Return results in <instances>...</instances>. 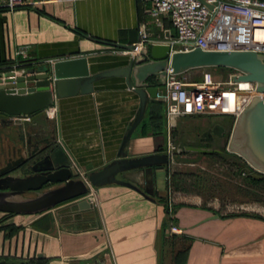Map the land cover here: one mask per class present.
<instances>
[{
  "label": "crops",
  "instance_id": "1",
  "mask_svg": "<svg viewBox=\"0 0 264 264\" xmlns=\"http://www.w3.org/2000/svg\"><path fill=\"white\" fill-rule=\"evenodd\" d=\"M23 1L27 7L0 10V74L14 66L20 75L25 68L82 58L91 76L126 67L131 55L122 47L135 44L144 30L153 45L175 36L167 19L162 27L154 25L151 5L144 0ZM21 47H27L26 60L15 55ZM193 71L197 70L187 73ZM138 107L139 98L124 78L108 77L94 82L92 93L54 99L51 108L23 123L37 134L55 137L52 146L62 149L81 178L88 167L95 172L117 158ZM215 117L222 116L167 121L165 105L150 102L129 139L127 158L163 153L180 129H191V137L194 133L200 137L213 125L222 124ZM184 119L191 121L186 127ZM158 172H154L150 199L110 184L92 188L79 199L88 201L90 208H77L76 200L38 215L0 213V260L264 264V217L224 214L194 199L175 203L159 183ZM172 226L182 234L171 233Z\"/></svg>",
  "mask_w": 264,
  "mask_h": 264
},
{
  "label": "water",
  "instance_id": "2",
  "mask_svg": "<svg viewBox=\"0 0 264 264\" xmlns=\"http://www.w3.org/2000/svg\"><path fill=\"white\" fill-rule=\"evenodd\" d=\"M203 4L204 2L201 1ZM211 9L210 6H208ZM134 51V46L122 47ZM173 75H183L192 70L223 68L234 71L232 80L249 81L256 84L255 96L236 117L229 135L227 151L240 157L250 176H264V57L255 52H215L194 48L187 52H172L166 44L146 46L138 56H131L128 65L95 75H89L85 59L61 60L53 65L45 64L23 70L22 75L9 71L0 74V114L7 116L8 127L15 128L20 135L21 148L17 160L0 169V213L9 215H38L61 204L76 201L88 194L90 188L117 184L139 192L150 199L153 195V173L168 165L165 153L141 158H127L125 149L129 139L141 122L150 102H159L164 94L166 70ZM108 77H122L126 86L139 98V107L134 119L123 135L117 158L102 169L79 177L72 163L63 155L59 146L50 140L33 142L36 132L27 123H17L14 117L32 116L53 106L54 99L87 95L93 92V83ZM26 130V131H25ZM225 127L215 124L203 135L222 138ZM12 139V138H11ZM33 143V144H32ZM42 144V147H41ZM32 147V149H30ZM183 151L211 154L218 151L203 147H183ZM181 149H177L180 153ZM27 172L21 176L22 172ZM142 179L139 182L138 179ZM79 209L90 208L86 200L76 202ZM0 264H30L29 261L0 260Z\"/></svg>",
  "mask_w": 264,
  "mask_h": 264
},
{
  "label": "built area",
  "instance_id": "3",
  "mask_svg": "<svg viewBox=\"0 0 264 264\" xmlns=\"http://www.w3.org/2000/svg\"><path fill=\"white\" fill-rule=\"evenodd\" d=\"M144 1L151 5L150 16L155 26L162 27L163 19H167L175 31V36L163 43L170 47L171 53L200 48L215 52H255L264 57V0ZM27 6L23 0H1L0 8L11 12ZM150 45H153L152 41L144 30L138 41L131 45L135 47L134 51L128 53L138 56L140 51ZM15 55L26 60L27 47L19 48ZM15 68L10 71L19 75ZM235 74L231 71L228 78L220 80L204 71L200 80L187 82L173 75L168 68L163 84L164 94L158 97L165 105L167 121L175 117L222 116L232 118L234 122L252 98L263 96L256 92V84L233 81L232 76ZM29 120L30 116L13 118L15 123ZM173 149L168 141L165 151L168 164ZM84 176L81 178L84 179ZM170 232L182 234V230L176 226H172Z\"/></svg>",
  "mask_w": 264,
  "mask_h": 264
},
{
  "label": "rangeland",
  "instance_id": "4",
  "mask_svg": "<svg viewBox=\"0 0 264 264\" xmlns=\"http://www.w3.org/2000/svg\"><path fill=\"white\" fill-rule=\"evenodd\" d=\"M204 71L210 72L220 80H225L231 74L229 69L206 68L184 73L180 77L184 81L193 82L200 79ZM215 118L221 121L226 131L220 140H215L212 144L202 142L195 133L191 137L190 133L193 132L191 129L186 131L180 129V133L170 137L169 141L174 149L169 164L161 170H156L159 171L157 175L159 183L163 188L166 187L169 195L174 197L175 203L194 199L224 214L247 213L264 217V182L259 184L251 182L247 175L253 172H244L241 168L245 162L227 151L233 119ZM1 119L0 116V165L6 155V149L3 148L6 141L15 143V140L11 139L15 138V128L4 127ZM182 122H186V127L191 121L184 119ZM188 146L211 148L220 154H197L183 151V147ZM178 148L181 149L180 153H177Z\"/></svg>",
  "mask_w": 264,
  "mask_h": 264
},
{
  "label": "flooded vegetation",
  "instance_id": "5",
  "mask_svg": "<svg viewBox=\"0 0 264 264\" xmlns=\"http://www.w3.org/2000/svg\"><path fill=\"white\" fill-rule=\"evenodd\" d=\"M0 116L2 117L1 119V124L4 125V127L6 128H9L8 127V117L3 115V114H0ZM224 127L223 124H220ZM52 133V132H50ZM35 138L33 139V142H39V141H43L45 139H51L52 136L49 134L48 136H44V135H40V134H35ZM19 137L20 135H16L15 138H12L15 140V143H11V142H8L6 141V146H5V152H6V155H5V158L2 160V163L0 165V169L6 167L7 164H11L12 161L14 160H17L18 157H19V154H25V152H27V148L25 147L24 149L21 148V142H19ZM221 138H215L213 137L212 139V142H214L215 140H220ZM203 142H206V144H212L211 142H208L209 140V136H207L206 134L203 135ZM33 144V143H32ZM31 145H29L30 147ZM41 147H42V144H41ZM30 149H32V147H30ZM4 150V149H2ZM26 174H28V171L27 172H22L21 176H25Z\"/></svg>",
  "mask_w": 264,
  "mask_h": 264
},
{
  "label": "trees",
  "instance_id": "6",
  "mask_svg": "<svg viewBox=\"0 0 264 264\" xmlns=\"http://www.w3.org/2000/svg\"><path fill=\"white\" fill-rule=\"evenodd\" d=\"M0 10H3V11H5L4 9H0ZM223 69V68H222ZM198 80H200V79H198ZM197 80V81H198ZM157 103V102H156ZM159 103V102H158ZM162 104V103H161ZM153 119V118H152ZM153 124H154V122H153ZM211 154H213V155H219L220 154V152H217V153H211ZM245 166V167H244ZM244 166L241 168L244 172H246L244 169L247 167V165L244 163ZM249 173V172H248ZM247 178L251 181V182H253V183H255V184H259V183H262V182H264V176H262V178L261 179H254V178H252L251 176H250V174H248L247 175ZM35 264H41L39 261H36L35 262Z\"/></svg>",
  "mask_w": 264,
  "mask_h": 264
}]
</instances>
